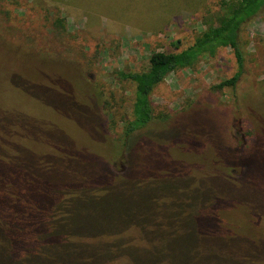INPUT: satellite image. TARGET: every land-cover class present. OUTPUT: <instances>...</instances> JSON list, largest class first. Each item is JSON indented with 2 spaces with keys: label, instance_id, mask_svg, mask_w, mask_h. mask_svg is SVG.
I'll return each mask as SVG.
<instances>
[{
  "label": "rangeland",
  "instance_id": "obj_1",
  "mask_svg": "<svg viewBox=\"0 0 264 264\" xmlns=\"http://www.w3.org/2000/svg\"><path fill=\"white\" fill-rule=\"evenodd\" d=\"M220 2L0 0L2 209L64 224L87 264H264V12L241 29L236 87H218L239 72L221 48L158 84L123 140L135 84L118 71L193 44Z\"/></svg>",
  "mask_w": 264,
  "mask_h": 264
},
{
  "label": "trees",
  "instance_id": "obj_2",
  "mask_svg": "<svg viewBox=\"0 0 264 264\" xmlns=\"http://www.w3.org/2000/svg\"><path fill=\"white\" fill-rule=\"evenodd\" d=\"M220 5L222 15L218 23L202 31L193 44L187 48L180 51L154 52L150 57V66L146 70L118 71L121 79L135 84L133 118L127 120L124 125L125 147L129 145L133 135L154 118L155 105L152 93L170 73L178 69L193 67L201 58L214 57L221 48L229 47L236 56L239 72L231 79L221 82L218 87H236L245 62L244 51L240 43V32L247 21L264 12V0H221ZM56 223L42 222L38 231L32 225L27 228L19 218L7 213L0 205V264H17L23 261L29 264H87L88 260L85 259L86 256L82 250L75 253L68 251L69 246L74 243L84 244L83 247L86 244L81 241L69 242L64 238L65 225ZM57 231H61L60 235H64L61 237L63 241L56 238L58 237L55 236ZM57 239L59 242H55ZM20 248L21 253H19ZM133 250L137 257L134 256L132 259L135 263L141 262L142 258L137 253L142 249ZM22 253H26L28 258L24 259L23 256L21 258Z\"/></svg>",
  "mask_w": 264,
  "mask_h": 264
}]
</instances>
